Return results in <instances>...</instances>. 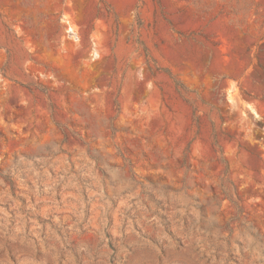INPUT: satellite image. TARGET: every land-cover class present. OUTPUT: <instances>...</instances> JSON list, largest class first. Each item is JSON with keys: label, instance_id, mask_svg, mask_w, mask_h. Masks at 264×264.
Returning <instances> with one entry per match:
<instances>
[{"label": "rangeland", "instance_id": "obj_1", "mask_svg": "<svg viewBox=\"0 0 264 264\" xmlns=\"http://www.w3.org/2000/svg\"><path fill=\"white\" fill-rule=\"evenodd\" d=\"M0 264H264V0H0Z\"/></svg>", "mask_w": 264, "mask_h": 264}, {"label": "bare ground", "instance_id": "obj_2", "mask_svg": "<svg viewBox=\"0 0 264 264\" xmlns=\"http://www.w3.org/2000/svg\"><path fill=\"white\" fill-rule=\"evenodd\" d=\"M73 30V29H72ZM74 33V32H73ZM75 35V34H74Z\"/></svg>", "mask_w": 264, "mask_h": 264}]
</instances>
